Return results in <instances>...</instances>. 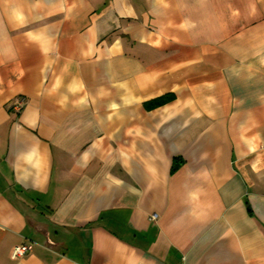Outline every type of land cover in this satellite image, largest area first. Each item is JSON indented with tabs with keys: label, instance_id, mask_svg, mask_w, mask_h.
Listing matches in <instances>:
<instances>
[{
	"label": "crops",
	"instance_id": "0c3cea01",
	"mask_svg": "<svg viewBox=\"0 0 264 264\" xmlns=\"http://www.w3.org/2000/svg\"><path fill=\"white\" fill-rule=\"evenodd\" d=\"M0 264H264V0H0Z\"/></svg>",
	"mask_w": 264,
	"mask_h": 264
},
{
	"label": "built area",
	"instance_id": "2783aa9c",
	"mask_svg": "<svg viewBox=\"0 0 264 264\" xmlns=\"http://www.w3.org/2000/svg\"><path fill=\"white\" fill-rule=\"evenodd\" d=\"M24 104V98L18 97L15 99L13 106L15 109L20 110ZM32 242H25L23 244H19L13 247L10 257L12 259H17L22 257L26 252H28L32 248Z\"/></svg>",
	"mask_w": 264,
	"mask_h": 264
}]
</instances>
